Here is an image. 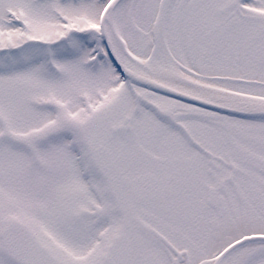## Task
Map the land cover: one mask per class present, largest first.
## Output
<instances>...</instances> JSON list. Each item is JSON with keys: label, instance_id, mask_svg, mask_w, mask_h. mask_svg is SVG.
<instances>
[{"label": "snow or ice", "instance_id": "snow-or-ice-1", "mask_svg": "<svg viewBox=\"0 0 264 264\" xmlns=\"http://www.w3.org/2000/svg\"><path fill=\"white\" fill-rule=\"evenodd\" d=\"M0 264H264V0H0Z\"/></svg>", "mask_w": 264, "mask_h": 264}]
</instances>
